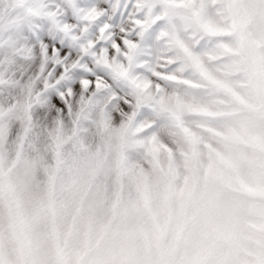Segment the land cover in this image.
<instances>
[{"label":"snow or ice","instance_id":"snow-or-ice-1","mask_svg":"<svg viewBox=\"0 0 264 264\" xmlns=\"http://www.w3.org/2000/svg\"><path fill=\"white\" fill-rule=\"evenodd\" d=\"M0 264H264V0H0Z\"/></svg>","mask_w":264,"mask_h":264}]
</instances>
